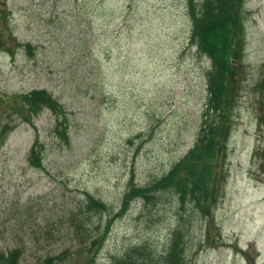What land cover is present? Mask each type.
I'll list each match as a JSON object with an SVG mask.
<instances>
[{
    "label": "rangeland",
    "instance_id": "rangeland-1",
    "mask_svg": "<svg viewBox=\"0 0 264 264\" xmlns=\"http://www.w3.org/2000/svg\"><path fill=\"white\" fill-rule=\"evenodd\" d=\"M188 7L0 0V255L264 264V0L241 4L238 70L218 109ZM32 89L57 106H29L21 95ZM211 126L214 173L192 183L201 206L153 187ZM34 140L39 165L28 160ZM178 173L187 176L183 164ZM134 187L143 191L124 198Z\"/></svg>",
    "mask_w": 264,
    "mask_h": 264
},
{
    "label": "trees",
    "instance_id": "trees-1",
    "mask_svg": "<svg viewBox=\"0 0 264 264\" xmlns=\"http://www.w3.org/2000/svg\"><path fill=\"white\" fill-rule=\"evenodd\" d=\"M242 2L243 0H202L195 6L192 0H188L187 13L191 22L190 40L211 61L207 78L208 82H213L210 86V94L212 95L214 109H218L217 106L222 102L221 96L226 84L234 80L238 70L237 61L240 58V47L242 45V25L238 17H240ZM21 96L24 102L29 103L31 107L38 102L50 108L57 106L56 100L43 90L32 89ZM210 129L211 132L206 130L205 135H202L201 131L199 132V139L196 140L194 145L162 178L153 183V187H170L177 190L181 199L188 193L193 198L194 204L197 207L201 206L202 199L199 196L202 192L197 190L192 183L195 178L203 181L206 180L204 177L208 178L214 173L209 170L207 162L210 153L216 150L214 140L216 139L215 135H217L218 127L211 126ZM35 144L36 141L34 140L28 150V160L33 165H39V157L34 151ZM196 161L206 167L205 172L202 174L203 177L201 174L195 176V173L197 175V172H200V169L195 168ZM181 164L185 167L186 177L179 176L178 169ZM142 191V187L131 188L125 193L124 198H127L129 193L137 194ZM88 198L92 200V198ZM173 250H175L174 246ZM17 252V250H13L8 255L1 254L0 264H15ZM52 259L60 262L63 257L62 254L48 256L42 264L51 263L49 261ZM172 264H176V262Z\"/></svg>",
    "mask_w": 264,
    "mask_h": 264
}]
</instances>
